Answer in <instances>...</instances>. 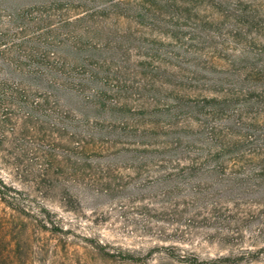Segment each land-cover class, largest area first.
<instances>
[{
  "label": "rangeland",
  "instance_id": "374dc122",
  "mask_svg": "<svg viewBox=\"0 0 264 264\" xmlns=\"http://www.w3.org/2000/svg\"><path fill=\"white\" fill-rule=\"evenodd\" d=\"M84 1L39 0L41 5L34 7L33 0L9 2L10 10L21 7L29 17L41 16L36 23L29 19L23 30L11 27L0 10V189L12 202L8 206L0 200V264H264V184L251 181L242 201L221 200L222 217L212 219L206 203L215 196L194 197L203 192L198 181L209 175L170 176L164 171H169L167 164H160V157L150 151L97 149L101 142L93 144L90 136L78 134L90 131L75 125L99 123L98 130L90 132L97 141L101 134L111 143L131 141L132 135L119 136V130L107 126L111 118L123 121L128 108H137L141 101L167 103L165 99H173L166 90L173 89L169 83L183 92L190 88L193 96L217 95L219 87L202 85L200 78L231 66L243 40L216 35L201 39L200 32L183 27L187 39L182 43L191 49L185 53L186 48L165 32L145 28L130 17L105 14L94 18L95 23L64 24L63 19L91 11L97 4ZM187 1L184 7L192 19L210 17L214 24L235 27L230 13L217 22L219 15L206 8L209 0ZM253 3L258 12L245 22L242 38L258 37L264 44V0ZM214 24L209 31L218 33ZM86 26L102 31L85 34ZM37 35L40 42L68 37L76 47L91 41L104 44L101 51L82 46L65 52L68 57L107 61L99 73L106 110L83 104V96L94 97L89 87H98V82L83 86L81 94L60 92L58 102L22 72L27 40ZM57 49L52 48L49 57H66ZM257 58L261 62L264 56ZM243 60L248 65L259 63L251 56ZM141 63L160 64L161 70L146 71ZM164 67L198 81L170 79ZM152 83L161 85V92L145 90ZM263 83L255 80L252 85ZM94 99L100 100L97 95ZM111 104L120 109L110 108ZM256 107L262 110L257 112ZM249 111L252 119L264 121V103ZM61 113L67 117L63 128L56 119ZM249 158L259 161L257 155ZM220 256L229 259L219 260Z\"/></svg>",
  "mask_w": 264,
  "mask_h": 264
},
{
  "label": "trees",
  "instance_id": "16d2710c",
  "mask_svg": "<svg viewBox=\"0 0 264 264\" xmlns=\"http://www.w3.org/2000/svg\"><path fill=\"white\" fill-rule=\"evenodd\" d=\"M14 1L0 0V6H2L0 10L5 12L11 27L23 30L27 28L29 19L34 23L42 20L39 15L29 17L28 10L21 7L10 10L9 2ZM87 1L97 4L91 5V11L85 9L76 13L77 17L63 19V23L72 26L83 21L88 24L95 23L94 18L97 19L105 14L130 17L139 21L138 23L145 28L165 32L172 42L182 48H186L182 41L187 39L183 27L194 29L195 33L200 32L197 37L201 39L216 35L243 40L244 44L236 49L237 53L232 54L234 59H232L231 66L213 69L210 76L200 78L199 82L202 85H209L208 82H210L211 85L219 87L217 95L193 96L189 93L190 88L187 87L183 92L178 90L174 86L175 84L169 83L173 89L166 90L171 91L173 99H165L169 100L167 103L155 104L156 101H154L155 103L141 101L137 108H128V113L125 114L123 121L111 118L107 126L113 130H119V136L122 134L124 136L132 135L134 138L131 141L111 143V141H103V137L107 139L108 136L102 134L99 135V141H97L98 139L91 136L90 132L98 130V126H101L99 123L89 124L86 122L84 124L81 121L75 123L78 128H82L81 130L90 131L87 133L81 131L78 134L83 136L87 134L93 139V144L101 142L97 149L102 146L106 150L150 151L160 157L157 159L160 164H167L169 171L165 169L164 171L168 172L167 174L170 176L176 173L179 175L186 173L209 175L210 178L198 181V184L204 188H201L203 189L202 193L199 191L194 197L201 196L199 198H202L203 194L206 198L215 196L211 202L206 204L211 206L212 219L221 218L223 212L220 207L223 204L221 200L242 201L244 200L242 195L247 192L248 184L251 181L257 180L260 184H264V121L259 122L248 116L249 113L247 114V111L250 112L249 109L255 105L259 106L264 103V83L262 87L252 85L255 80L262 79L264 81V59L261 62L257 60V57L264 56V44L258 41V37L251 36L249 40L242 38L245 22L253 16L254 12H258L254 7L253 0L208 1L209 5L206 4V8L211 13L219 15L216 18L217 22L222 18V15L225 17L228 13L232 14L231 18L233 17L236 23L233 28H225V24L223 26L222 23L214 24L215 20L210 17L192 19L189 17L190 14L187 15L189 9L184 7L188 5L187 0H86L84 4ZM35 5H41L39 0H33L32 7ZM212 24L217 25L218 33L209 31ZM86 29L89 30L84 31L85 34L97 30L102 31L95 26L91 28L86 26ZM103 29L107 30V28ZM109 29L112 28L109 27ZM38 37L39 35L27 40L24 51L26 67L25 70L22 69V72L29 79L37 80L41 90L54 96L58 102L61 100L58 97L60 92L81 94L79 92L84 91L83 86H90L92 81L98 82V87L94 85L89 88L93 91L92 96L97 95L100 100L96 101L94 97L92 99L87 95L83 96V104H86V107H92V110H106L109 105L103 101L106 93L102 88L104 83L99 78V73L107 61L99 57H68L65 52L66 50L85 48L82 46L101 51L104 49V44L91 41L88 45L76 47L75 44L68 43V37L61 40L47 38L43 42H40ZM159 44L162 45V43ZM61 46L64 50L60 51ZM54 47H58L59 53L66 57H49L54 51L52 50ZM189 50L191 49L186 48L184 51L187 53ZM43 54L48 57H42ZM170 55L181 56L179 53ZM249 56L259 63L248 65V63L242 62L244 57ZM140 67L147 69L146 71L161 70L160 64L153 66L150 63H141ZM163 73L166 74V77L170 76V79H177L175 81H198L196 76L178 75L173 69L166 67H164ZM155 84L152 83L145 90L161 92V85L158 88L155 87ZM33 85L34 83L28 84L29 87ZM110 108L120 109L116 104ZM256 110L259 112L262 109L256 107ZM94 118H97L96 121H101L97 116ZM56 119L62 128L64 125L66 126L67 117L65 115L61 113ZM192 122L195 123L194 126L191 125ZM68 124L73 125L71 121ZM100 130L102 131V129ZM110 139L112 138L110 137ZM252 154L257 155L258 162L251 161L249 156ZM226 195L230 199H226ZM0 200L8 206L12 205L1 189ZM218 259L228 260L229 256H220Z\"/></svg>",
  "mask_w": 264,
  "mask_h": 264
}]
</instances>
